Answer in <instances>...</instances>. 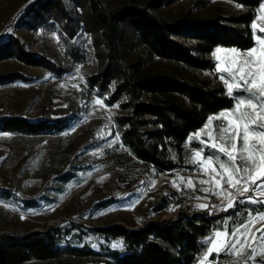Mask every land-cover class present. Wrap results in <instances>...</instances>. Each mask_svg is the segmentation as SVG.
Listing matches in <instances>:
<instances>
[{
  "label": "trees",
  "instance_id": "1",
  "mask_svg": "<svg viewBox=\"0 0 264 264\" xmlns=\"http://www.w3.org/2000/svg\"><path fill=\"white\" fill-rule=\"evenodd\" d=\"M180 1L122 0L110 7L105 0H35L16 22L31 29L53 18L69 37L77 27L85 29L100 61L99 72L90 75L88 83L108 105L118 104L122 110L115 117L121 145L147 169L169 175L186 167L191 148H200L194 136L208 120L234 107L235 98L215 70L213 53L219 47L253 48L252 25L264 3L223 0L230 3L225 12L201 14L207 5L198 0L188 10L165 12ZM71 3L80 10H69ZM10 59L56 75L65 70L29 52L13 33L0 38V62ZM18 77L1 75L0 83ZM76 117L0 115V134L60 135L77 123ZM74 175L68 172L61 179L68 183ZM130 177L128 188L137 178L121 175ZM179 200L176 191L162 195L153 215L174 211ZM115 201L109 198L98 205L106 208ZM38 207L27 201L24 208ZM237 210L209 216L191 209L175 221L153 220L133 228L66 223L20 235L0 234V264H199L216 231L231 232L246 222L249 208ZM209 260L226 264L224 252Z\"/></svg>",
  "mask_w": 264,
  "mask_h": 264
},
{
  "label": "rangeland",
  "instance_id": "2",
  "mask_svg": "<svg viewBox=\"0 0 264 264\" xmlns=\"http://www.w3.org/2000/svg\"><path fill=\"white\" fill-rule=\"evenodd\" d=\"M34 1L0 0V38L8 33L16 34L29 52L44 55L65 70L56 75L14 59L0 62V76L21 75L11 82L0 83V115L32 118L71 115L77 116V123L60 135L15 137L0 134V234L20 235L66 223L83 224L89 228L113 224L133 228L153 220L175 221L181 215L189 214L191 209L209 216L238 212L239 206L249 208L251 215L264 213V204L249 200V197L253 200L258 198L257 191L243 197L237 196L235 207L224 211L228 198L217 195L218 189L204 192V188L213 185L200 183L201 180H208L209 175L193 163L196 151L203 149L202 155L205 157L213 154L211 148L205 147V141L211 143L207 133L213 131L219 136L218 127L226 126L220 114L234 107L213 115L210 128H205L207 122L195 134L194 139L200 148L189 150L186 167L170 175L147 169L121 145L115 122L116 115L122 113L119 105H108L88 83V77L100 70L93 37L81 26L75 29L71 37L66 36L53 18L31 29L16 26L20 15ZM121 1L105 0L110 7ZM196 1L181 0L166 8L165 12L170 14L188 10ZM202 3L207 6L200 10L201 14L225 12L230 8V3L223 0H205ZM71 4L69 10H80L78 4ZM260 8L253 22L258 25L254 29L255 40L257 36L264 39V34L259 31L264 28V19L260 18L264 12ZM254 47H258L257 40ZM219 48L236 49L241 53L248 51ZM215 52L213 58L217 74L229 79L227 73L218 71L217 65L221 61L216 60ZM219 55L224 61L222 66L227 67V51ZM224 86L227 90L225 82ZM241 94L247 95L238 90L234 91L232 97ZM98 100L101 103H96ZM68 172L75 175L65 183L61 176ZM123 174L137 178L131 188L127 186L131 177L121 178ZM188 179L193 181V186H188ZM222 186L236 195L235 190L229 189L226 183ZM171 191L178 192L180 198L173 205L174 211L154 216L153 207L158 199ZM5 194L12 195V198L8 199ZM109 198L116 201L106 208H100L98 203ZM27 201H34L39 207L24 208ZM200 204L209 207L201 209L197 207ZM261 227H264V221L256 222L252 230ZM224 253L225 263L234 264L237 257L229 252ZM259 259L245 262L241 258V264H259Z\"/></svg>",
  "mask_w": 264,
  "mask_h": 264
},
{
  "label": "snow or ice",
  "instance_id": "3",
  "mask_svg": "<svg viewBox=\"0 0 264 264\" xmlns=\"http://www.w3.org/2000/svg\"><path fill=\"white\" fill-rule=\"evenodd\" d=\"M260 10L264 12V3L261 4ZM260 18L264 19V16ZM257 27L255 23L252 25L253 29ZM259 31L264 34V28ZM256 40L258 47L243 53L236 49H216L215 58L221 61L217 69L221 73H227L229 77H220L226 83L227 94L231 97L234 96V91L242 90V93L247 95L236 96L234 108L220 114L226 126L218 127L219 136L213 131H208V140L211 143H204L205 147L213 150V154L205 157L201 149L193 156V163L209 175L208 180H201L200 183L213 185L203 191L213 192L218 189L217 195L228 198L224 211L235 207L237 196L243 197L253 191H257L259 196L255 200L249 197V200L264 204V39L257 36ZM226 51L227 67H224L219 53ZM212 122L210 118L205 128H210ZM219 154L226 159H222ZM224 183L229 189H234L236 195L225 189L222 186ZM187 184L191 187L193 181L188 179ZM197 207L206 209L209 205L200 204ZM258 221H264V213L249 214L247 222L230 233L228 230L216 231L215 238L209 241L210 246L200 264H214L208 261V257L212 254L218 256L223 252L237 257L234 264H241V258L247 262L255 261L257 257L260 258L259 264H264V227L252 230Z\"/></svg>",
  "mask_w": 264,
  "mask_h": 264
},
{
  "label": "built area",
  "instance_id": "4",
  "mask_svg": "<svg viewBox=\"0 0 264 264\" xmlns=\"http://www.w3.org/2000/svg\"><path fill=\"white\" fill-rule=\"evenodd\" d=\"M212 216H215V215H212Z\"/></svg>",
  "mask_w": 264,
  "mask_h": 264
}]
</instances>
